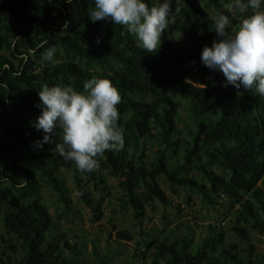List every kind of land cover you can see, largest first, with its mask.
<instances>
[{
	"label": "trees",
	"instance_id": "16d2710c",
	"mask_svg": "<svg viewBox=\"0 0 264 264\" xmlns=\"http://www.w3.org/2000/svg\"><path fill=\"white\" fill-rule=\"evenodd\" d=\"M245 2L172 0L169 26L176 36L188 37L179 62L200 61L202 48L218 39L210 11L243 19L252 11ZM92 6V0H0V50L8 52L0 55V224L19 244L20 264H87L81 258L86 244L70 243L66 233L52 236L57 221L43 200L44 191L55 193L61 208L57 220L74 215L64 172L71 171L79 183L78 170L57 155L53 143L34 148L42 133L30 122L40 114L35 105L42 85L82 91L92 77L107 78L119 90L124 138L121 151H105L97 169L82 172L96 191L108 190L103 174L117 180L120 210H130L139 228L148 208L173 204L161 182L173 194L185 192L187 206L195 196L204 207L221 206L226 218L199 227L179 223L165 235H146L137 243L141 251L127 262L264 264V251L255 246L256 237H264V96L214 85L217 74L204 66L207 78L198 81L204 87L183 82L189 73L179 68H173L178 80L173 79L164 55L168 28L158 51L148 53L122 26L91 23ZM49 47L56 48L54 64L42 59ZM75 188L98 222L101 205L84 187ZM121 236L131 240L126 233ZM92 249L96 264H112L106 253L97 255L95 245Z\"/></svg>",
	"mask_w": 264,
	"mask_h": 264
},
{
	"label": "clouds",
	"instance_id": "9594fccd",
	"mask_svg": "<svg viewBox=\"0 0 264 264\" xmlns=\"http://www.w3.org/2000/svg\"><path fill=\"white\" fill-rule=\"evenodd\" d=\"M72 2L66 0L68 4ZM171 3L172 0H163L158 6L149 7L145 0H92L87 18L91 23L105 21L122 26L142 49L152 53L158 51L162 35L169 26L173 12ZM262 5L264 0H246L244 7L252 11L233 33L227 31L229 16L220 14L211 30L218 39L210 47L204 46L200 53L204 67L222 73V86L243 88L260 96H264ZM55 55L56 48L49 47L42 59L54 64ZM82 89L42 85L37 91L39 103L35 105L40 114L30 125L42 133V139L34 143V148L42 149L44 144L53 143L59 157L73 162L78 171L90 173L99 167L98 157L105 151H121L124 147L123 132L118 125L117 105L121 97L107 78L92 77L83 82Z\"/></svg>",
	"mask_w": 264,
	"mask_h": 264
},
{
	"label": "rangeland",
	"instance_id": "374dc122",
	"mask_svg": "<svg viewBox=\"0 0 264 264\" xmlns=\"http://www.w3.org/2000/svg\"><path fill=\"white\" fill-rule=\"evenodd\" d=\"M162 0H150L152 5L158 6ZM235 0H231L234 3ZM264 7V5H262ZM232 10V7L229 8ZM243 10L242 12H244ZM210 16L213 21L218 17L214 12L210 11ZM242 18L235 14L230 17V24L227 27L229 33H233L236 30L235 23L241 21ZM168 40L169 48L164 50V55L167 56V61L170 63L171 76L173 79L178 80L176 74H174L173 68H179L184 71H188L189 75L183 78V82L192 83L194 85L201 86V82L205 81L207 74L202 70L203 65L200 61H195L191 64H181L177 58L180 53V49L185 46L188 41V37L185 35L176 36L171 26L168 27ZM0 55L8 56L7 51L0 50ZM21 58V57H20ZM18 62V60H17ZM17 64V63H16ZM218 78L214 85L217 83L224 84V77L220 72H214ZM230 89H235L230 87ZM236 90V89H235ZM186 111L183 109V114ZM106 177L108 190L96 191L97 189L87 181L82 172L77 171V177L80 182H75L71 171H65L64 176L68 184L71 199L74 208V215L61 220H57L58 213L61 212L60 206L55 202V193L43 192V200L45 206L50 210L55 221H57V227L52 236L56 234L66 233L67 239L70 243H82L86 244V248L83 251L82 259L87 264H96L98 257L93 252V245L96 246L97 255L102 256L103 253L107 254V258L111 260L112 264H133L127 262V257H131L135 253H139L140 247L138 242L149 237H154L156 234L165 235L167 231L173 229L179 223L189 222L191 226H205L213 225L224 220L223 208L221 206L204 207L198 197H192L190 205H186L187 195L183 191H179L178 194H173L171 190L167 188L165 183H160L162 191L166 197L170 199L173 204L169 207L156 205L154 210L148 208L146 211V217L143 220V225L139 228L136 222L132 219L131 211L122 212L119 206L120 193L117 189L118 181ZM84 187L91 193V196L95 199L96 203L101 205L102 216L98 222H93L94 213L92 210L86 208L79 200L77 195V185ZM221 205H225V201H219ZM181 206V211L177 212L176 207ZM174 215H178L175 217ZM226 219V218H225ZM232 219V217H231ZM230 221L224 226L225 231L230 232ZM198 231V230H197ZM185 232V230H182ZM128 234L131 240L124 239L121 234ZM120 235V236H119ZM3 239V240H2ZM10 246V247H9ZM255 246L257 251H264V237L257 236ZM23 254L20 251L19 244L15 242L12 236H7L0 224V260L6 264L11 261L12 264H20ZM148 259L145 264H150Z\"/></svg>",
	"mask_w": 264,
	"mask_h": 264
}]
</instances>
